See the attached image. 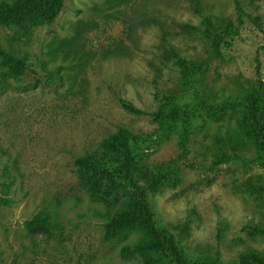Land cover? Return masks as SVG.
<instances>
[{"label": "rangeland", "instance_id": "1", "mask_svg": "<svg viewBox=\"0 0 264 264\" xmlns=\"http://www.w3.org/2000/svg\"><path fill=\"white\" fill-rule=\"evenodd\" d=\"M236 3L245 23L225 42L177 34L202 15L236 22ZM0 44L31 71L0 57V264L264 263V145L243 106L256 57L264 77V0H64L50 24L0 26ZM174 54L207 65L183 77ZM158 94L215 110L160 125ZM260 116L264 135V85ZM220 155L232 160L211 169ZM82 157L112 175L97 199ZM161 171L140 209L134 185ZM42 215L51 234L30 233ZM115 215L125 230L106 240Z\"/></svg>", "mask_w": 264, "mask_h": 264}, {"label": "trees", "instance_id": "2", "mask_svg": "<svg viewBox=\"0 0 264 264\" xmlns=\"http://www.w3.org/2000/svg\"><path fill=\"white\" fill-rule=\"evenodd\" d=\"M64 0H15L12 3H2L0 5V26L11 25H44L52 23L58 16L63 8ZM236 10L239 12V16L234 22L231 19L224 18L218 15H202L200 26L192 24H183L178 26L177 34L184 37H197L205 42L208 40V47L214 43L225 42L229 37L235 36L244 25V16L246 13L242 6L236 3ZM194 12L200 14V10L195 7ZM0 57L7 64L12 71L18 75L23 76L26 72H31L29 66L24 62L6 52L0 44ZM175 64L178 66L183 77L187 76L188 71L194 66L198 71L204 70V65H207L206 59H201L196 62L190 63L184 58H181L177 54H174ZM255 74L256 80L252 91L243 100V106L246 109L248 117L254 122L257 133L264 145L263 126L260 116V100L261 90L264 85L263 71L260 60L255 58ZM157 99L162 103V106L166 109H161L158 112L149 113L148 115L152 120L160 125L167 122H175L184 118H191L198 116L201 112L211 114L214 110V106L207 105L205 102H200L194 106H182L175 103L173 96L168 95H156ZM121 107L127 112L134 115H147L142 110L134 107L131 103L124 99H119ZM170 108V109H169ZM121 145L126 149L124 139H121ZM232 160L231 157L226 155H220L215 157L210 168H217L220 165L228 164ZM76 167H78L85 175V185L91 196L94 199L100 194V181L103 179H110L112 175L100 165L93 163L90 159L85 157L79 158L75 161ZM171 174L176 173L175 169L168 167ZM167 174L164 171L159 172L157 176H153L150 181L140 186L134 185L135 195L139 202V208L144 209L147 204V194L155 192L160 185L163 184ZM47 215L39 216L27 224V229L33 234L50 235L52 232L51 225L49 224ZM125 230L124 218L121 215H115L108 217V222L105 225V239L113 240L120 236ZM167 243L168 249L177 260H181V255L176 250L172 241L168 238H164ZM136 250H143V246L136 247ZM209 264V263H204ZM240 264H264L263 262L250 258L240 262Z\"/></svg>", "mask_w": 264, "mask_h": 264}]
</instances>
